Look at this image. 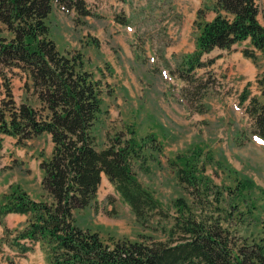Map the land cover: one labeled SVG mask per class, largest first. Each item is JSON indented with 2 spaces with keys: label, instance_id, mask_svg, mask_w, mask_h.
Returning a JSON list of instances; mask_svg holds the SVG:
<instances>
[{
  "label": "rangeland",
  "instance_id": "374dc122",
  "mask_svg": "<svg viewBox=\"0 0 264 264\" xmlns=\"http://www.w3.org/2000/svg\"><path fill=\"white\" fill-rule=\"evenodd\" d=\"M209 1L84 0L86 15L54 4L47 23L57 47L80 50L88 69L106 84L102 122L95 129L98 145H106L118 133L138 141L154 136L158 146L146 149L133 169L169 212L175 210L176 199L183 198L192 210L220 217L237 235L257 237L264 233V142L251 134L252 123L244 112L247 101L240 104L239 95L246 85L250 96L259 93L255 77L262 71V61L244 55L248 40L204 53L206 65L193 72L204 88L189 99L182 97L185 82L175 70L180 58L194 50L198 11L204 19L215 14L206 8ZM257 3L264 24V0ZM3 72L1 94L5 80L19 100L25 93L26 73L16 66ZM51 149L48 133L19 144L15 137L4 135L0 198L16 188L43 198L39 162ZM181 157L194 158L203 166L209 187L202 193L208 196H193L178 181L168 160L181 162ZM96 197L95 206L80 210L76 217L104 241L166 238L162 225L170 222L140 223L106 176ZM11 237L5 234V240ZM29 255L30 262L20 254L18 259L13 255L9 264H47L40 247Z\"/></svg>",
  "mask_w": 264,
  "mask_h": 264
},
{
  "label": "trees",
  "instance_id": "16d2710c",
  "mask_svg": "<svg viewBox=\"0 0 264 264\" xmlns=\"http://www.w3.org/2000/svg\"><path fill=\"white\" fill-rule=\"evenodd\" d=\"M54 4L66 12L88 14L84 0H0V76L5 78V67L16 66L27 77L19 100L3 82L0 142L3 135L15 137L19 144L42 133H48L52 142L50 155L39 162L43 198H33L21 188L0 198V221L9 212L26 215L22 227L14 230L12 243L24 251L31 249L26 240L40 242L47 264H264V233L237 235L220 217L192 210L183 198L176 199L171 213L142 185L133 164L146 149L158 146L154 136L138 141L118 133L106 145H98L95 129L102 122L106 84L88 69L80 50L57 47L47 23ZM206 8L214 16L204 19L198 11L194 50L175 66L185 82L182 97L200 95L204 88L193 75L206 65L204 53L248 40L244 55L262 61V71L255 77L259 93L250 96L246 85L239 103L247 101L244 110L252 123L251 134L264 140V24L257 0H210ZM179 160H168L178 181L191 195L208 196L202 193L209 187L203 166L191 157ZM102 174L140 223L168 220V226L162 225L166 238L107 242L82 227L77 213L95 206ZM261 228L264 231V222Z\"/></svg>",
  "mask_w": 264,
  "mask_h": 264
},
{
  "label": "crops",
  "instance_id": "0c3cea01",
  "mask_svg": "<svg viewBox=\"0 0 264 264\" xmlns=\"http://www.w3.org/2000/svg\"><path fill=\"white\" fill-rule=\"evenodd\" d=\"M258 1V0H257ZM0 94H1V86H0ZM3 94H1L2 96ZM2 192V191H0ZM26 219V215L21 213H7L2 217V221L0 222V237L2 236V239L5 240V230H15L18 227H21ZM6 242L2 241L0 239V264H9L10 261H12V256L16 255V259L20 258L17 255L22 254L25 256V260L27 262H30L28 260V257H32V255H29V253L37 251V247L41 248V245L39 242H34L31 246L30 250L22 251L20 246H17L16 244L10 243V241L5 240ZM42 249V248H41Z\"/></svg>",
  "mask_w": 264,
  "mask_h": 264
}]
</instances>
